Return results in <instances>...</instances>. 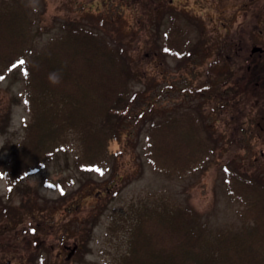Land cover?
<instances>
[{
    "label": "rangeland",
    "instance_id": "374dc122",
    "mask_svg": "<svg viewBox=\"0 0 264 264\" xmlns=\"http://www.w3.org/2000/svg\"><path fill=\"white\" fill-rule=\"evenodd\" d=\"M29 1L36 6L34 15L37 20L51 23L49 31H44L37 39L40 44L52 37L55 30H60L61 19L68 17L78 23L87 40L98 36L97 43L103 42L105 49L117 52L130 62L131 68L137 72L130 84L131 96H135L131 97L128 105L130 111H126L124 116L127 124L131 122V128L134 120L138 125L130 138L123 134L120 138L106 141L107 162L92 175L80 172V165L78 169L73 160L74 152L70 151L46 156L39 161L41 163L33 162L34 167L27 174L22 175L21 165L20 172H11L12 153L19 149L24 137L22 125L30 118V113L24 101L18 97L22 92L21 82L14 81L11 76L0 80V199L17 205H12L14 210H11L12 206L6 203L9 209L7 213L11 212V221L5 222L9 233L6 232V238L0 241V264H40L41 261L37 259L40 256L43 258L42 264H58L60 260L61 264H124L121 254L130 247L129 233L135 207L140 209L144 202L156 198L155 195L183 198L180 202L189 200L201 214L208 230L229 229L232 226L238 228L240 223L234 215V207L227 200L220 181L221 165L226 163V158L234 157L235 163L241 162L243 172H248V166L250 172L264 175V131L244 130L248 121L257 116L251 106V98H245V93L232 96L228 82L223 83V64H212L217 59V52L211 55L207 44L210 38L213 41L217 38L219 42V37L223 36L215 34L204 39L200 36L197 41L195 29L190 27L194 24L198 34L201 26L205 33L211 28L225 33L221 25L224 18L219 21L220 15L216 14L225 5H216L213 10L208 8L207 3L206 10L212 14H206L203 5H200V18L203 21H196L187 13L177 19H172L171 15L168 19H156L151 14V7L147 8L141 2L119 5L117 1L109 0L99 7L100 1L92 0L95 5L88 7L84 0ZM189 11H197L195 4ZM94 17H105L106 20L92 19ZM225 17L224 21L232 22L234 28L240 14L235 18L233 14ZM172 30L177 31L176 36L182 43L171 41ZM104 48L101 50L106 51ZM198 48L201 56L194 52ZM182 51H190V57L183 58ZM18 78L22 79L21 76ZM188 82L192 85L197 83L196 92L194 89L188 90ZM212 83L213 87L219 86L222 98L227 99L228 106L238 114L237 117L235 115L234 119H228V113L219 105L217 89L212 88L207 95L210 89H207V85L210 87ZM239 87L242 89L241 85ZM223 89L226 91L222 92ZM243 96L244 101L239 102ZM151 101L152 104H149ZM140 108H145L142 113L137 112ZM5 113L9 119L4 130L2 117H5ZM242 113L248 115L247 118ZM203 115L205 123L209 121L206 115L209 116L210 124L203 126ZM190 116L197 118L193 124L188 123ZM163 118H173L182 129L178 132L181 136L188 127L193 126L199 137L196 140L210 147L217 143H210L206 139V129L211 131L214 128L218 133L230 137L232 147L225 154H221L219 148L213 152L206 149L205 152L203 147L202 153L205 154L198 160L194 173L180 178L158 175L151 164L143 159V150L148 141L147 135L142 133L151 123L148 121L144 124L145 120L152 119L157 123ZM139 128L142 129L137 135ZM236 139L240 140L239 148L233 143ZM131 142L136 146L139 142V145L132 147ZM81 143L84 144V141L77 140L73 144V151H80ZM24 198L33 204V214L28 212L27 206L20 204ZM122 217L126 220H122ZM2 223L4 220L0 218V230ZM31 223L35 226L34 234L29 233ZM14 229L23 235L14 234L16 243L11 244L14 239L10 233ZM41 238H44L42 245L36 247V240ZM65 242L71 245L78 243L69 260L65 259L67 250L62 248ZM50 244H53L52 249ZM33 252L34 258H30ZM57 252L61 254L60 260L55 257Z\"/></svg>",
    "mask_w": 264,
    "mask_h": 264
},
{
    "label": "trees",
    "instance_id": "16d2710c",
    "mask_svg": "<svg viewBox=\"0 0 264 264\" xmlns=\"http://www.w3.org/2000/svg\"><path fill=\"white\" fill-rule=\"evenodd\" d=\"M34 9L36 6L29 0H0V57L10 55L11 62H25L31 110L9 170L20 172L21 165L22 172H26L35 161L70 151L74 152L73 160L77 168L80 165V172L92 175L107 162L106 141L123 134L130 138L138 125L134 120L131 128L124 116L130 111V84L137 72L117 52L102 51L103 42L97 43L98 36L87 40L73 18H62L60 30L38 44L37 39L49 31L51 23L38 21ZM196 84L188 82V90L196 92ZM208 88L217 89L218 85H207ZM147 121L151 123L149 130L142 133L148 138L143 159L158 175L180 178L190 174L205 154L203 147L205 152L219 148L199 143L193 126L179 135L182 129L173 118L158 124L152 119ZM206 131V139L212 142L216 130ZM77 140L84 144L79 145L80 151H73ZM131 145L136 146L134 142ZM225 152L223 146L221 154ZM225 161L221 167L226 171L220 181L240 226L208 230L189 200L158 197L157 202L147 201L140 209L135 207L130 247L122 255L124 264H264V240L260 243L258 235L254 242L245 238L264 220V175L250 172L246 165L248 172H243L241 162L235 163L234 157Z\"/></svg>",
    "mask_w": 264,
    "mask_h": 264
},
{
    "label": "flooded vegetation",
    "instance_id": "af4514ba",
    "mask_svg": "<svg viewBox=\"0 0 264 264\" xmlns=\"http://www.w3.org/2000/svg\"><path fill=\"white\" fill-rule=\"evenodd\" d=\"M124 2H163L166 4H177V7L185 9V6L191 7L195 4L197 11L194 14L202 16L200 5H203V11L206 10V0H121ZM217 12L218 15H227L233 12L235 17L240 14V19L234 28L229 45L223 48L227 63L232 69L230 78L239 80L245 79V98H251V106L256 111V121L251 118L246 124L244 130L251 131V128L259 126L257 118L262 116L261 110L264 106V0H239L235 8L230 12ZM207 14V10L205 11ZM225 25L224 22H222ZM249 101V100H248ZM247 101V102H248ZM251 108L248 109L250 111ZM248 115L244 114L247 118ZM255 121V123L253 122Z\"/></svg>",
    "mask_w": 264,
    "mask_h": 264
},
{
    "label": "clouds",
    "instance_id": "9594fccd",
    "mask_svg": "<svg viewBox=\"0 0 264 264\" xmlns=\"http://www.w3.org/2000/svg\"><path fill=\"white\" fill-rule=\"evenodd\" d=\"M55 82H56V83H58V82H59V80L57 79Z\"/></svg>",
    "mask_w": 264,
    "mask_h": 264
},
{
    "label": "snow or ice",
    "instance_id": "6c2138e0",
    "mask_svg": "<svg viewBox=\"0 0 264 264\" xmlns=\"http://www.w3.org/2000/svg\"><path fill=\"white\" fill-rule=\"evenodd\" d=\"M20 63H21V64H23L24 62H23V61H21Z\"/></svg>",
    "mask_w": 264,
    "mask_h": 264
}]
</instances>
